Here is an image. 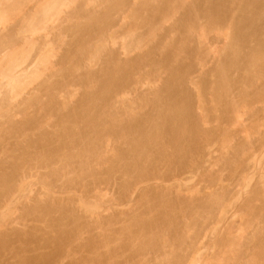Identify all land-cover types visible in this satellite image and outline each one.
Wrapping results in <instances>:
<instances>
[{"label":"bare ground","instance_id":"1","mask_svg":"<svg viewBox=\"0 0 264 264\" xmlns=\"http://www.w3.org/2000/svg\"><path fill=\"white\" fill-rule=\"evenodd\" d=\"M91 1H88L91 6L97 3V0H93L95 3ZM146 1L148 4L143 2L142 8L139 7L141 8L140 10L135 9V11H137L136 15L138 14L136 17L139 16L142 20L141 23L144 25H149L151 20H153L154 17L157 19V15L159 14L163 13L159 15V18H163L162 16H165L164 13L166 11L167 15L170 13V10L174 11V13L176 12L173 8L179 9L182 7L185 17L188 18H186V20L189 21L187 24L185 20L183 24L185 17L182 13L183 18L181 25H184V30L182 32L185 33L186 31L184 39L186 37L192 38L195 35L192 36L193 33H196L194 31L202 25L199 23L200 20H204L209 24L207 25L211 28V32L209 33L216 30L219 32L222 28L227 29V32L223 31L227 39L226 45L224 44L225 47H222L225 52V56H223L224 54L222 55L224 59L221 58V52L219 55L221 59H217V61L214 59L212 60L213 63L216 62L211 66L213 68L208 73L206 72L209 69H207L204 74L202 72L203 75H201V77L203 76V82L201 83L202 80L200 81L201 85H198L199 80L197 81L198 84L196 82L195 85V82L193 83L191 81V72L193 68L195 67L196 69V66H199L198 68H204L208 60H205V58L203 59L202 56L199 57L200 54L197 52L198 57L196 55V58L194 56L191 57L193 59L195 58V60L197 59V65L195 64L196 62L193 64L192 62L186 64V62L184 63L180 60L177 62L178 55L177 59L175 57L176 55L171 56V52L164 50V48H166L165 46L162 48L161 42L153 46V43H149V41L153 42V39L155 41V37L153 38V36H157L155 34L160 23H156L151 24L152 26L146 25L149 30L145 29L147 30L145 31L146 34H144L145 32L142 33L144 36L139 34L136 29H127V32H125V30V37L121 42V46L123 52L125 51L123 53L125 56L126 52L130 53V51L132 52L136 48H139L140 52L143 48V51H145L147 49H145V46H147L146 43L152 44L151 49H149L148 45L149 53H146L148 55H155L153 53L162 52L163 55H160V60L151 61L150 58L152 56L149 58L150 55L148 56L146 53L141 54L140 52L139 54L136 51L138 54L137 56L134 50L133 52L136 58L132 59L129 57L134 56V53L133 55L127 54L125 58L127 59L128 56L130 61L127 59L128 62L125 63L124 61L121 63L123 60L119 61L117 56L119 53L115 54L110 48H107L109 51L106 50L107 46H105L103 42L107 40H104L102 42L103 44L100 43L101 41L99 43L97 41L99 40L98 37L101 36L102 38L110 31V28L113 26V19H116L113 18V16L115 17L117 14H120L129 1L108 0V3L106 2L107 5H103L104 9L101 11L100 9L99 12H91V10H89L86 13L87 6L85 5L87 2L84 0L83 2H86V4L83 5L86 9H83L81 5L82 10H85L84 16H81L83 17L82 23L78 25L79 20L76 22L78 26H73L74 22L71 25L72 27L69 28V31H71L74 36L80 37V39L81 37L85 40L89 39L87 42L83 40L81 44L79 43V45H77L78 47L75 45L76 47L74 46L75 48L72 51L66 52L62 59L60 58L62 64H59L61 65L58 66L60 67L59 70L56 69L58 71L54 72L53 79L51 78L52 75L50 77L48 76L52 80L45 79L47 81H42V84H39L38 87L36 86L37 88L34 87L35 91L32 92L30 90L31 93L25 94V97L22 95L24 94L23 92L21 94L22 98L19 99V93L25 88L24 84L26 80L28 81L30 79L25 78L27 74L25 70L28 67L25 70L22 68L20 70L18 69L19 71H15L16 66L12 67L11 65V67H9L10 69H7L11 71H2L0 75L2 78L6 77V82L4 79V81L0 83V134L2 133L0 137V149H2L0 150V264H186L187 262L188 264H197L198 260L202 258L205 261L204 257L206 256H208L206 257V264H264V162L262 161L263 163L260 164L261 159L260 161L258 159H255L256 161L252 159V161L250 155H248L251 157L250 160H246L244 164L239 160L241 155L239 152L242 153V150H244V153H242L244 155L245 152H247L245 148L250 147L249 145L252 144V141L250 143L248 141L246 146L245 142L244 145L243 142H240L241 144L239 143V146L237 145V150L241 151H237V155L234 154L237 156H234V158H237L236 160L239 161L235 159L234 161L232 156L227 158L228 155H225L227 153L226 148L228 147L226 139H228L229 135L227 134L230 132L228 133L223 129H219L223 134H221V137L219 135L221 132H218L219 130L215 131L218 132L217 136L211 133L216 136V138L224 137L223 140L220 138L216 140L217 142L218 140L221 141L218 145L222 150V154H220L221 152L219 153V159L215 158L216 161L222 160L223 163H226L225 165H228L223 169L230 165L235 171V165L238 164L239 166L237 165V167L240 169L241 166L239 163L241 162L244 168L245 166L250 167V165L252 166L251 168L254 167L257 178L255 179V184H252L254 186H252L250 185V182H253L250 181L251 178H248L249 180L247 181V176L249 174L247 176L244 175L246 179L241 181L242 187L240 190H236L238 191L237 197L243 198L240 202L237 201L239 202V205L237 204L239 210L236 208V212L240 215V220L238 219L240 221V231L238 230L237 233H235L232 227H234L235 222H238L235 219L239 216L238 214H236L238 216L233 215L232 218L230 217L231 219L226 217L225 214L217 217L219 209L222 210L225 207H229L231 204L227 201L225 194H223L228 192L225 185H220V187L218 185L220 183L218 182L217 184L216 182V189L212 186L213 190L208 186L212 189L211 192L209 189V192L203 195H198V193H202L199 192V190L198 192H196L197 190H193L194 187L193 189L192 187L190 188L192 189L191 191L187 187L185 189L189 190H186L187 194L184 193V195L182 193L185 191V189H183L185 185H182V188L181 184L184 183L180 182V176H182L180 173H187V171L191 172L194 170V173H191L195 176V170L198 172L204 167V163L202 166V160L197 156L202 155L201 152L204 150L203 142L205 140L203 141L202 139V142L200 139L208 138L206 135L209 137L211 136V134H207L209 131L205 132V127L203 129L202 126L203 123L208 120V114L211 116L212 112H215L214 114L217 113L222 118L226 117L232 119L234 123H237L235 126H239L238 124L241 121L239 118L238 120L240 122L237 120V111L244 107L248 108L252 106H247L250 93H252V97L254 96L253 94H255L254 99L258 97L260 98L257 99L258 101L260 100L261 102V100H263L264 82H262V85L261 81L264 80V0H238V3L234 2L235 4L233 0L232 3L228 0H155L156 3L160 1L158 5L156 4L157 6L153 5L155 8L150 6L153 3L149 5L152 0ZM162 2L164 3L163 5H165L164 7L162 6ZM79 3L78 6L74 5L79 7ZM131 5H133V3ZM93 7H96V5H93ZM81 8L79 7L78 10H81ZM126 9L127 8H125V10ZM76 13L77 11L73 13V16ZM121 15L123 14L121 13ZM78 16L80 17V15ZM130 17L135 21L134 16ZM170 17L172 18L173 16ZM156 19H154V22L158 20ZM161 20L162 19H159L158 21L162 22L164 19ZM19 21H17V23ZM178 21L179 20H177V22ZM64 22L65 21H63V23ZM138 23H140V20ZM163 23L166 22L163 21ZM178 24H180V22ZM55 25L61 27L60 24ZM64 25L66 26V24ZM144 25L142 26L141 24V29L145 27ZM115 26L114 24L113 27ZM207 26L205 25L206 31ZM59 27L57 29L55 27V30L51 27L50 29H53L54 33H56ZM171 28L172 27H170V29ZM203 30L204 28L201 29L202 33L200 34H204ZM65 31H63V34H65ZM59 32L61 33L62 31ZM160 32H162V30ZM8 34H12V32L10 31ZM57 35L58 33L55 36ZM213 35L214 34H212V36ZM12 36H14V34L4 37V40H0V52H6V50L9 52L12 51L11 45H13L16 40ZM93 36H98L96 37L98 40L96 41L97 46H94L95 49L93 47V50H91L90 46L92 45H90L91 43H89V40L90 37ZM208 36H210V34ZM222 36H220L221 39H223ZM58 37L61 36L58 35ZM195 37L196 35L194 38ZM0 38L2 39V35ZM5 38L7 39L5 40ZM188 38H186L185 41L181 40L186 46L189 45V43L186 44L185 42H190L187 40ZM76 39H74L75 43L77 42L75 41ZM181 39H183V35ZM67 41L66 39L65 42ZM112 41V44L114 41L116 42L114 39ZM181 41L179 39L177 43ZM28 42H31V40L29 39ZM170 42H167V44ZM176 42L174 43L176 44ZM179 44L175 46L177 48L176 52L179 51V48L185 49L182 47L184 44ZM209 44L211 47V43ZM116 45L118 46V44ZM64 46L66 47V44ZM64 46H62V50ZM171 46L169 47L172 48ZM200 46L201 45H199V47ZM40 47H36L38 48L36 50L37 52ZM204 47L206 49L207 46ZM210 47L208 49H210ZM176 48L174 49L176 50ZM32 49L33 48H31V50ZM66 50L69 51V49ZM183 50L181 54L185 53L187 49ZM191 50L192 51L189 52L192 54L193 49L191 48ZM164 51L167 52L168 55L167 53L165 54ZM200 51L203 53L202 50ZM120 52H122V50ZM191 54L188 55V57L192 56ZM210 54H212V52H209L208 55ZM59 55L61 56L63 54ZM206 55L207 54L203 55V57H206ZM86 56L88 57L87 60L90 59V66L91 61L93 63L97 61L96 65L97 63L99 64V66L97 65L99 67L97 72H92V69L91 72L88 71L93 65L89 67L88 70L83 71L84 69H81L83 72L80 71V68L88 65L86 64L88 62H84V58H87ZM60 60L59 63H61ZM147 63L150 66L152 65L150 69L153 68V72L146 70L153 75H150V77L148 74H145L149 76V79L157 77V81L159 76L164 75V72L166 77H163V80L158 85L154 83V81H148V84L143 81L146 85L143 83V88H141L145 89V85V91L147 92L144 90L139 91L141 94H134L131 92L134 94L133 98L136 96L134 99H127L128 97L124 99L120 97V92H122L126 86H131V83L134 84L135 78L140 80L136 72L141 70V68L143 69ZM162 70H164V72L161 73ZM18 72L21 73L19 74ZM27 72L29 71L27 70ZM27 76H29V74ZM57 76L60 78L62 77V79L64 77V79L69 77L70 81L68 80L69 82L67 83L72 85L70 86L72 87L71 90L66 91L70 89L67 88V86V89L65 87H59L60 84L63 86V82L60 81V78H56L57 80L55 82L54 80ZM22 77H24L23 79H25V81ZM141 79L143 78L141 77ZM258 80H260L261 84L258 83ZM57 81L61 83L58 84ZM67 83H64V85ZM137 83H140V85L142 84L140 81L136 82L135 80V84ZM25 85L27 86V84ZM190 85L193 86L191 87ZM236 85H242V87L239 86V88ZM31 86L33 87V85ZM138 86L137 88H139ZM134 87H136V85H134ZM64 88L66 89L65 92ZM136 89H134V91ZM42 90L48 91H43V93L41 92ZM60 90H63V95L60 93ZM74 90L75 92L77 91V93L82 92L80 94L78 93L80 97L76 95L78 97V99L75 97L77 99L76 101H73V99L75 100L73 96L75 92H72ZM251 90H255V93L253 91L251 92ZM136 91L138 92V90ZM143 91L144 93H142ZM10 92L12 93L10 94ZM47 92L48 94L51 92L48 95L49 101L46 99V102H44L42 101L43 99L40 98V93L47 94ZM70 92H72V94H70ZM204 92H211L213 96H210L211 94L209 95V93L208 95L213 98L211 99L209 97L211 100L207 98L208 101L206 100V102L202 99ZM13 93L14 95L17 93L18 96L16 94V97L20 100L19 102L17 101L19 103L18 105H15L17 102L14 104L16 109L13 108V98L11 100ZM59 93L62 95L60 98L62 100H59V96L56 97ZM132 95L130 96L132 97ZM70 97H73V99ZM34 107L37 108L35 110L39 109L41 113H43V110L45 112V116H43L40 121L39 118H32L35 122L27 118H17L21 120V122H18L17 119L13 121L12 117L15 110L22 111L28 117L30 115L28 110ZM197 108L198 110L201 108L200 113ZM244 113L246 114L245 111ZM31 116H35V113ZM31 116L29 118H31ZM37 116H39V114ZM206 117L207 119H205ZM218 121H216L217 125L220 123H218ZM4 124H6V127L3 126ZM33 124H35V128L38 131L37 133L29 131L33 129V127H31ZM223 124L224 123H222V125ZM221 126L216 128H221ZM249 128L246 131H249ZM258 128L259 127L256 129V127L253 126L251 129L253 135V131H255L257 136L259 135ZM213 130L214 129H212V131ZM251 132L249 134L246 132L244 135L248 134L250 138ZM253 135L251 134V138H253ZM248 136H246V138ZM17 137H21L23 142H17L18 140L15 141ZM261 137H263V135ZM246 138H244L245 141ZM258 138L257 143L259 144L260 141L261 144L262 138L259 136ZM198 139L202 143H199ZM13 140L15 142H13ZM207 140L208 139L205 141L206 143L208 142ZM228 140H231L230 136ZM247 140L249 139L247 138ZM3 142L6 144L9 143L10 146H4L5 144ZM1 145L5 148H1ZM262 145L263 144H261V146ZM210 146L208 144V147ZM208 147L207 151H204H206V153L209 152L207 156L210 155L208 157L211 158L212 152L208 151ZM230 147L232 150V144ZM262 150L264 149L262 148ZM233 151L235 152V149ZM206 153L204 152V154ZM253 155L257 156V154ZM244 157L247 158V156ZM197 158L200 161L197 160ZM260 158L264 157L260 156ZM211 159L213 160V158ZM206 160L208 159H205V161ZM230 160H233V164ZM212 162L213 161H211V163ZM235 162L239 163L234 164ZM220 163L222 164V162ZM238 168L237 170H239ZM212 170L214 171V169ZM206 171L202 170V175L204 174L207 176L206 174L209 172L207 171L206 173ZM220 171L222 170L220 169ZM220 171L218 170L215 173L218 174ZM243 171L245 173V170ZM224 173L227 172L225 171ZM178 175L180 178L179 181L177 179ZM198 175L200 176V172ZM211 176L213 177L214 175ZM164 178L166 181H168L167 179H171L174 182H178L171 185L169 184L168 186L152 183V181H163ZM173 178H175L176 181ZM215 178L217 177L214 176L211 180L213 183L215 182L213 180L217 181ZM205 179L203 181H205ZM32 183V189H34V185L37 184L38 188L35 190H38V192L35 190L34 192L30 189ZM213 183L210 184L213 185ZM112 184L114 187H118V194L123 197V199L126 197L124 201L129 199L130 196L127 197L126 195L131 193V190L136 189L138 195L135 197V200L131 198L133 200L129 201L133 202H129L128 200L125 201V203L129 202L128 204L130 206L127 205L125 209H115L117 202L115 203L114 201L117 200L118 197H116L115 200L109 199V196L107 198L106 192H103L101 188L103 187L102 185H108V187H110ZM114 187L113 189H115ZM218 187L220 191H217ZM98 189L100 192L97 191ZM103 189L105 188L103 187ZM222 190L224 192H221ZM31 191L36 194H33ZM115 194L117 193L115 192ZM131 197H133L132 194ZM123 199L121 198V201H123ZM111 206H114V211L112 210L113 208H110L112 213L109 215L104 214L105 212L108 213V209ZM105 207L106 209L108 207L106 211H104ZM233 212L235 213L234 210ZM216 220L222 223L227 222V225L224 226L222 223L216 225L213 223V221ZM229 220L230 222H228ZM231 221H234V225L231 224ZM211 223L214 225L210 229L208 227L209 225L211 226ZM230 224L232 227L228 226ZM208 239L211 244L206 247L208 245L206 243ZM201 243H206L207 245L204 246L209 248L212 252H203L202 250L205 249V247L201 246ZM44 250L47 251L45 252ZM192 252H194V255ZM207 253L210 255H207ZM191 254L193 255L192 257ZM64 259H68L69 262L65 263ZM204 261L202 263H204Z\"/></svg>","mask_w":264,"mask_h":264},{"label":"rangeland","instance_id":"2","mask_svg":"<svg viewBox=\"0 0 264 264\" xmlns=\"http://www.w3.org/2000/svg\"><path fill=\"white\" fill-rule=\"evenodd\" d=\"M79 1H80V3H79ZM84 0H0V37H1V35H2V39L0 38V40H4L3 38L4 37H6V36H8V35H12V34H14V36H12L13 38H15L14 40H15V44L13 43V45H11V47H12V51H8V50H6V52H0V73L3 71H11V70H7L9 67H11V65H12V67L13 66H16L15 68V71H19L20 69H22L23 68V70H25L27 67V69L25 70L26 71V77L25 78H27V79H29L28 81L26 80V83L25 84H27V86L24 84V89H23V91L21 92V93H19V99H21L22 98V95H23V97H25L24 95L26 94H29V92H30V90L33 92V91H35V88L34 87H38L39 86V84H42V81L44 82V81H47V80H49V79H53V75H54V72L55 71H58L59 70V68L60 67H58V66H61V65H59V64H62V60H60V58L62 59V57L66 54V52H70V51H72L77 45H79V43L81 44L82 43V41L83 40H85L84 38H82L81 37V39H80V37H76V36H74L73 35V33L71 32V31H69V28L70 27H72L71 25L73 24V26H76L78 23V25H80L81 23H82V20H83V17H81V16H84V11L85 10H82V8L84 9H86V7L85 6H87V9H86V13H87V11H89V10H91V12H99V9H100V11L102 10V9H104L103 7V5H107V1L108 0H97V3H95V1H91V0H85L86 2H87V4H86V2L84 3L83 2ZM88 1H91V2H93V3H95V4H93V5H96V7H93V5L91 6L90 5V2H88ZM129 2H127V6L126 7H124V9H123V11H121V13L123 14V15H121V13L120 14H115L116 16L114 17L113 16V18H116V19H113V22H112V25L114 26V24L116 25L115 27H111V28H113V29H111L110 28V31L109 32H107L106 34H105V36H103L102 38H101V36L100 37H98V36H93V37H95V38H93V37H90V40H89V43H91L90 45H92V46H90L89 44V46L91 47V50H93L92 48L94 47V46H97V42L99 43L100 41V43H102L104 40H107V41H104L103 43H104V45L105 46H107L106 47V50H108L109 48H110V50H112L115 54H117V53H119V54H117V56H118V59H119V61H121V60H123L121 63H123L124 61H125V63L126 62H128V61H130V58H132V59H134V58H136V55H135V53L134 52H140V49L139 48H136V49H134L132 52L130 51V53H127L126 52V54H125V56H124V52H123V49H122V46H121V42H122V40H123V38L125 37V32H127L128 30H130L131 28V30H137L138 31V33L139 34H141V35H143L142 33L143 32H145V31H147V30H149V28L146 26V25H148V24H146V25H144L143 23H141V19L139 18V16L138 17H136L137 15H136V13H137V11H135V9L136 10H140L142 7L141 6H143V2H145V3H147L148 4V2L146 1V0H137V1H135V0H128ZM130 1H131V3H130ZM140 1V2H139ZM143 1V2H142ZM148 1H150V0H148ZM154 1V2H153ZM156 1H158V0H156ZM228 1H231V3H232V0H228ZM76 2V3H75ZM98 2H99V4H98ZM107 2V3H106ZM136 2H138V3H136ZM238 3L239 1L238 0H233V3ZM78 3H79V7L81 8V5H82V8H81V10H78V8L79 7H76V6H78ZM133 3V5H131ZM153 3V4H152ZM160 3V1L158 2V3H156L155 2V0H152V1H150V3H149V5L150 4H152V5H150V6H152V7H154L153 5H155V6H157L158 4ZM234 3V4H235ZM76 6H75V5ZM85 6H84V5ZM92 4V3H91ZM136 4V5H135ZM157 4V5H156ZM164 3L162 2V6L164 7L165 5H163ZM88 5H89V7H90V9H89V7H88ZM102 5V6H101ZM105 5V6H106ZM137 5H139V6H137ZM161 5V4H160ZM133 6V7H132ZM75 7V8H74ZM132 7V8H131ZM139 7H141V8H139ZM160 7V6H159ZM74 8V9H73ZM76 8H77V10H76ZM98 8V9H97ZM125 8H127L126 10H125ZM155 8V7H154ZM157 8V7H156ZM162 8V7H161ZM73 9V10H72ZM92 9H94V10H92ZM77 11V13L76 14H74V16H73V13L74 12H76ZM134 10V11H133ZM161 10V9H160ZM159 10V11H160ZM163 10H166V9H163ZM162 10V11H163ZM173 10H175L176 12V15H175V13H174V11H172V10H170L168 13L169 14H167L166 15V13H167V11L164 13L165 14V16H162L163 18H159L160 16L159 15H162V14H159V15H157V19L159 18V19H164L163 21L164 22H166L167 23V25H166V23H163V21L162 22H159L155 17H154V19H156L157 21L156 22H154L155 20L153 19V20H151V23L149 24V25H151V24H156V23H160L158 26H159V28L156 30V34H155V32H154V34L155 35H157L158 36V38H157V36H153V38L155 37V41H156V43H155V41H154V39L153 38H151V39H153L152 41L153 42H150L149 41V43H153V46L154 45H157V44H159L160 42V44H161V46H162V48H164L163 46H165L166 48H164V50L165 51H167V52H171L170 54H171V56L173 55V56H175L176 57V59H177V55H178V61L177 62H179V60L181 61V62H186V64H188V62L189 63H191L192 62V64L193 63H195L196 62V60H195V58H196V56H197V52H198V54H200L199 55V57L200 56H202V58L204 59L205 58V60H208V61H206V63H205V66H204V68L202 69V68H198L199 66H196L197 65V62L194 64L195 66H196V69H195V67L193 68V71L191 72V81L196 85V82L198 81L199 82V84H198V82H197V84L198 85H201V83L203 82V76L201 77V75H203L204 74V72H206V70L207 69H209V70H207V72L206 73H208L213 67H211V66H213L216 62L215 61H217V59H224V57L223 56H225V52H224V48H222V47H225L224 46V44L226 43V36L223 34V33H225V32H227V29H224V28H222L219 32H218V30H216V31H213L212 33H209V32H211V28L209 27V26H207V25H209V24H207L206 23V21H204V20H200L199 21V23H201L202 25H200V27L199 28H197L194 32H196V33H193L192 34V36L195 34L196 35V37L194 38V36L192 37V38H188V37H186V38H188L187 40L188 41H190V42H185L186 44H188L189 43V45H190V48H189V45H185L184 43H183V41H181V40H186V38L184 39V34L186 33V31H185V33H183L182 31L184 30V25H181V21H182V18H183V16H182V13L184 12V9L181 7V8H179V9H174L173 8ZM179 12H178V11ZM181 10V11H180ZM183 10V11H182ZM82 11V12H81ZM124 11H125V13H124ZM29 12V13H28ZM70 12V13H69ZM80 14H79V13ZM181 12V13H180ZM83 13V14H82ZM171 13H172V15H171ZM80 15V17L78 16V15ZM82 14V15H81ZM131 14V15H130ZM185 13H183V15H184ZM10 15V16H9ZM67 15H69V16H67ZM72 15V16H71ZM78 17H77V16ZM120 15V16H119ZM127 15H128V17H127ZM4 16V17H3ZM126 16V17H125ZM130 16H134L135 18H134V20L135 21H133V18L131 19V17ZM170 16H173L172 18L170 17ZM181 16V17H180ZM6 17V18H5ZM119 17H120V19H119ZM130 17V18H129ZM169 18V19H167V18ZM176 17H178V18H176ZM184 17H185V15H184ZM72 18V19H71ZM131 20H129V19ZM186 18L187 17H185V19L183 20V24H184V21L186 20ZM171 19V20H170ZM173 19H175V20H173ZM179 20L178 22H177V20ZM188 19V18H187ZM20 20V21H19ZM80 20V21H79ZM119 20V21H118ZM138 20V21H137ZM139 20H140V23H138L139 22ZM167 20V21H166ZM17 21H19L18 23H17ZM63 21H65L64 23H63ZM77 21H79L78 23H76ZM172 21V22H171ZM174 21H175V23H174ZM204 21V22H203ZM115 22H118V23H115ZM126 22H127V24H126ZM129 22V23H128ZM130 22H131V24H134V25H131L130 24ZM152 22H154V23H152ZM180 22V24H178ZM185 22H187V24H188V22L189 21H185ZM63 23V24H62ZM137 23V24H136ZM14 24V25H13ZM55 24H60V26L61 27H59V26H56ZM62 24V25H61ZM64 24H66V26H67V28H66V26L64 25ZM70 24V25H69ZM117 24H118V26H117ZM124 24V25H123ZM126 24V25H125ZM139 24V25H138ZM141 24H142V26L144 25L145 27H143L142 29H141ZM165 24V25H164ZM187 24L185 23V26L187 27ZM207 26V31L205 30V25ZM13 25V26H12ZM77 25V26H78ZM120 25V26H119ZM136 25V26H135ZM148 25V26H149ZM161 25V26H160ZM164 27H163V26ZM173 25V26H172ZM175 25H178V26H175ZM182 27H181V26ZM198 25V26H199ZM11 28H9V27ZM54 26V27H53ZM62 26H63V29H62ZM141 26V27H140ZM152 26V25H151ZM150 26V27H151ZM157 26V27H158ZM169 26V27H168ZM16 27V28H15ZM50 27L51 28H54V30H55V27H56V29L59 27V29H58V31L56 30V33H54V30L53 29H50ZM130 27V28H129ZM170 27H172L171 29H170ZM176 29H175V28ZM181 29H180V28ZM202 27V28H201ZM65 28V29H64ZM139 30H138V29ZM161 28V29H160ZM164 28H165V30H164ZM174 28V29H173ZM204 28V34H200V33H202V31H201V29H203ZM128 29V30H127ZM145 29H147V30H145ZM167 29V30H166ZM170 29V30H169ZM199 29V30H198ZM4 30V31H3ZM66 30V31H65ZM112 30V31H111ZM119 30H120V32H119ZM126 30V31H125ZM143 30V31H142ZM162 30V32H160ZM186 30V29H185ZM210 30V31H209ZM212 30H214V29H212ZM7 31V32H6ZM10 31L12 32V34H8V33H10ZM59 31H62L61 33L59 32ZM63 31H65V34H63L64 32ZM68 31V32H67ZM117 31H118V33H117ZM123 31V32H122ZM125 31V32H124ZM136 31V32H137ZM164 31V32H163ZM223 31H225V32H223ZM3 32V33H2ZM15 32V33H14ZM111 32H113V33H111ZM122 32V33H121ZM141 32V33H140ZM166 32V33H165ZM169 32V33H168ZM175 32V33H174ZM176 32H177V34H176ZM178 32H180V33H178ZM199 32V33H198ZM205 32H206V34H205ZM214 32H216V33H214ZM58 33V35L59 36H61V37H58V35L57 36H55L56 34ZM68 33V34H67ZM70 33V34H69ZM116 33V34H115ZM165 33V34H164ZM208 33V34H207ZM221 33V34H220ZM5 34H7V35H5ZM16 34H17V36H16ZM108 34V35H107ZM122 34H123V37H122ZM144 34H146V32L144 33ZM169 34V35H168ZM210 34V36H208ZM212 34H214L213 36L215 37H213L212 36ZM5 35V36H4ZM62 35H63V39H62ZM65 35V36H64ZM68 36V38H67V36ZM106 35H107V37H106ZM167 35V36H166ZM183 35V39H181V36ZM202 35V36H201ZM204 35H206V36H204ZM222 36V35H224V36H222V38L223 39H221V37L220 36ZM41 36V37H40ZM70 36V37H69ZM114 38H113V37ZM144 36V35H143ZM161 36V37H160ZM171 38H170V37ZM202 37V38H200V37ZM208 36V37H207ZM75 37V38H74ZM96 37H98L99 38V40H98V38H96ZM106 37V38H105ZM112 37V38H111ZM170 39H169V38ZM173 37V38H172ZM175 37V38H174ZM199 37V38H198ZM225 37V38H224ZM12 38V39H13ZM18 38H20V39H18ZM50 38H51V40H50ZM61 38V39H60ZM76 39L75 41H77L76 43L74 42V39ZM91 38H92V40H91ZM122 38V39H121ZM163 38V39H162ZM180 39V41L181 42H179V43H181V44H184V46L182 45V47H184L185 49H187L186 51H185V53H186V55H185V53H183V54H181L182 52V50H183V48H179V51H180V53H179V51L178 52H176L177 51V48L175 47L176 46V44H179V43H177L178 42V40ZM213 38V39H212ZM7 38H5V40H6ZM31 40V42H28V40ZM66 39L68 40L67 42H65L66 41ZM72 39V40H71ZM89 39V38H88ZM88 39L87 40H85L86 42L88 41ZM116 40V42L114 41V43L112 44V40ZM157 39V40H156ZM162 41H161V40ZM172 39V40H171ZM195 39H197V40H195ZM198 39H200V40H198ZM202 39H203V41H202ZM205 39V40H204ZM210 39V40H209ZM220 39V40H219ZM18 40V41H17ZM42 40H43V42H42ZM65 40V41H64ZM70 40V41H69ZM98 40V41H97ZM160 40V41H159ZM164 40V41H163ZM176 40H177V42H176ZM208 40V41H207ZM215 41V42H213V41ZM218 40V41H217ZM223 40V41H222ZM38 41V42H37ZM79 41V42H78ZM91 41V42H90ZM94 41V42H93ZM97 41V42H96ZM171 41V42H170ZM173 41V42H172ZM197 43H196V42ZM201 41V42H200ZM205 41V42H204ZM217 41V42H216ZM43 44H42V43ZM62 42H65V43H62ZM108 42V43H107ZM111 42V43H110ZM118 42V43H117ZM162 42H163V44H162ZM167 42H170L169 44H167ZM174 42H176V44L174 43ZM199 42H200V44H199ZM204 42V43H203ZM207 42H208V44H207ZM213 42V43H212ZM102 43V44H103ZM107 43V44H106ZM155 43V44H154ZM166 43V44H165ZM173 43V44H172ZM209 43H211V47H210V44ZM41 44V45H40ZM66 44V47L64 46ZM69 44V45H68ZM111 46H110V45ZM116 44H118V46L116 45ZM165 44V45H164ZM175 44V45H174ZM216 46H215V45ZM71 45H73V46H71ZM76 45V46H75ZM100 45V44H99ZM146 45L147 46H145V51H143L144 50V48H143V52L141 51L140 53L141 54H144V53H149L148 52V50L149 49H151V47H152V44H147L146 43ZM148 45H149V49H148ZM168 47H167V46ZM172 45V46H171ZM180 45V44H179ZM199 45H201L200 47H199ZM226 45V44H225ZM14 46V47H13ZM40 47L39 48V50H38V52L36 51L38 48H36V47ZM44 46V47H43ZM62 46H64L63 47V50L61 49L62 48ZM75 46V47H74ZM169 46H171L172 48H170ZM173 46H174V48H176V50L173 48ZM187 48H186V47ZM194 46V47H193ZM203 46V47H202ZM204 46H207L206 47V49H205V47ZM68 47V48H67ZM78 47V46H77ZM114 47V48H113ZM116 47V48H115ZM179 47V46H178ZM180 47H181V45H180ZM210 47V49H208ZM217 47V48H216ZM31 48H33L32 50H31ZM64 48H65V51H64ZM108 48V49H107ZM168 48H170V49H168ZM189 48V49H188ZM191 48L193 49V53L191 54L190 52L192 51L191 50ZM196 48H199V49H195ZM213 48V49H212ZM61 49V50H60ZM66 49H69V51L68 50H66ZM94 49H95V47H94ZM114 49V50H113ZM138 49H139V51H138ZM168 49V50H167ZM182 49V50H181ZM184 49V50H185ZM223 49V50H222ZM122 50V52H120ZM163 50V49H162ZM175 50V51H174ZM183 50V51H184ZM200 50H202V52L203 53H201V51ZM204 50V51H203ZM109 51V50H108ZM161 51V50H160ZM164 51V53L166 54L167 52H165ZM190 51V52H189ZM214 51V52H213ZM219 51V52H218ZM64 52V53H63ZM137 52H136V54H137ZM209 52H212V54H210V55H208L209 54ZM222 52V53H221ZM63 54V55H59V54ZM122 55H121V54ZM133 53H134V56H129L130 58H128V56H127V59H129L128 61H127V59L125 58L126 57V55L128 54V55H133ZM139 53V54H140ZM146 53V54H147ZM162 52H156V53H153V54H157V55H159V56H155V55H151V54H147L148 56H149V58H150V60L151 61H157L158 59L160 60V58H161V56L160 55H163V53L161 54ZM173 53V54H172ZM174 53H176V54H174ZM192 55V56H190V57H188V55H190V54ZM220 53H221V56H219L220 55ZM3 54V55H2ZM194 54V55H193ZM205 55V54H207L206 55V57L204 56L203 57V55ZM33 55V56H32ZM167 55H168V53H167ZM184 55V56H183ZM196 55V56H195ZM120 56V57H119ZM137 56H138V54H137ZM154 56H155V58H154ZM183 56V57H182ZM195 57L194 59L193 58H191V57ZM31 57V58H30ZM45 57V58H44ZM87 57V56H86ZM123 59H122V58ZM159 57V58H158ZM174 57V58H175ZM198 57V56H197ZM208 57H209V59H208ZM214 57V58H213ZM219 57H221V58H219ZM35 58V59H34ZM153 58V59H152ZM181 58V59H180ZM189 58V59H188ZM191 58V59H190ZM88 59V57L87 58H84V62H88V63H86V64H88V65H86V66H84V67H86V68H80V71H82L83 69V71H85V70H88L89 69V67H91L92 65V67L88 70V71H90L91 72V69H92V72H97L98 70H99V64L97 63V65H96V62L97 61H95V63H93L92 61H91V66H90V59L89 60H87ZM131 59V60H132ZM215 60L214 62L215 63H213V61L212 60ZM59 60H60V62L61 63H59ZM191 60V61H190ZM195 60V61H194ZM31 61V62H30ZM17 62V63H16ZM150 62V61H149ZM148 62V63H149ZM175 62V61H174ZM16 63V64H15ZM30 64V65H28V64ZM55 63V64H54ZM147 63V65L146 66H144L143 67V69L141 68V70H138L137 72H136V74H137V76H139V78H140V80H138V78H135V80H136V82H141L142 84L140 85V83H137V84H135V80H134V84H130L131 86H129V87H127L126 86V88H124L123 90H122V92H120V97H123L124 99L125 98H127V99H134L133 98V96H134V94H139L140 92L139 91H142V90H144L145 91V89H146V84L145 83H149L150 81H154V83H157V85L158 84H160V82L163 80V77L165 78L166 77V75H165V72H164V70H162L161 71V73L162 72H164V75H162V76H159L158 77V80L156 81V78L155 77H152V78H150L149 79V76L151 75V76H153L152 75V73L151 72H149V71H152L153 72V68H151L150 69V67L152 66H150L149 64ZM173 63V62H172ZM13 64H15V65H13ZM53 64V65H52ZM85 64V63H84ZM175 64H176V62H175ZM207 64V65H206ZM211 64V65H210ZM25 65H26V67H25ZM96 65V66H95ZM174 65V64H173ZM58 68H57V67ZM88 66V67H87ZM148 66V67H147ZM53 67H54V69H53ZM96 67V68H95ZM211 67V68H210ZM51 68V69H50ZM206 68V69H205ZM10 69V68H9ZM12 69H14V68H12ZM19 69V70H18ZM54 71H53V70ZM56 69H58V70H56ZM82 69V70H81ZM201 69V70H200ZM23 70H21V71H23ZM27 70L29 71V72H27ZM94 70V71H93ZM146 70H149V71H146ZM197 72H196V71ZM202 70H204V71H202ZM40 71V72H39ZM50 73H49V72ZM53 71V72H52ZM82 71V72H83ZM144 71V72H143ZM200 71V72H199ZM139 72H140V74H139ZM142 72V73H141ZM148 72V73H147ZM202 72H203V74H202ZM6 73V72H5ZM19 74L21 73V72H18ZM24 73V72H23ZM29 74V76H27ZM47 74V75H46ZM50 74V75H49ZM145 74H148V75H145ZM199 74V75H198ZM21 75H24V74H21ZM31 75H33V76H31ZM52 75V76H51ZM142 75H144V76H142ZM20 76V75H19ZM51 76V78H49V77ZM137 76H135V77H137ZM148 76V77H147ZM150 76V77H151ZM236 76V75H235ZM141 77L143 78V79H141ZM196 77V78H195ZM24 77H22V79H23ZM56 78H60L59 76H57V77H55V82H56ZM65 78V77H64ZM62 79V77L60 78V81H62L63 83V86H61V84L59 85V87H65L66 88V86H67V88H70V89H65L64 88V92H65V90L66 91H69V90H71V88L72 87H70V86H72L71 84H69V83H67V82H69L70 80H69V77H66V79ZM153 78H155V79H153ZM162 78V79H161ZM4 79H5V82H6V77H3L2 78V76L0 75V83H2L3 81H4ZM45 79H47V80H45ZM51 79V80H52ZM149 79V80H148ZM153 79V80H152ZM160 79V80H159ZM196 80V81H194V80ZM263 79V78H262ZM24 81H25V79H23ZM31 80V81H30ZM69 80V81H68ZM142 80V81H141ZM202 80V81H201ZM2 81V82H1ZM30 81V82H29ZM34 82V84H33V82ZM37 81H38V83H37ZM41 81V82H40ZM60 81H57V83L59 84V83H61ZM145 83H144V82ZM147 81V82H146ZM149 81V82H148ZM159 81V82H158ZM200 81H201V83H200ZM262 82H264V80L263 81H261V83ZM64 83H67V84H65L64 85ZM143 83L145 84L144 85V87H145V89H142L143 87ZM258 83L259 84H261L260 83V80H258ZM138 84H139V86H138ZM193 84V85H194ZM31 85H33V87L31 86ZM35 85V86H34ZM134 85H136V87H134ZM193 85H190L191 87L193 86ZM262 85H263V83H262ZM137 86L139 87V88H137ZM237 87H239V86H241L242 87V85H236ZM32 87V88H31ZM36 87V88H37ZM133 87V88H132ZM142 87V88H141ZM127 88H128V90H127ZM137 88V89H136ZM194 88V87H193ZM240 88V87H239ZM61 89V88H60ZM130 89V90H129ZM132 89V90H131ZM134 89H136V90H138V92L135 90L134 91ZM192 89V88H191ZM125 90V91H124ZM127 90V91H126ZM44 90H42L41 92H43ZM46 91H48V90H45L44 92H46ZM63 91V90H62ZM62 91L60 90V93L62 94ZM81 91V90H80ZM130 91V92H129ZM144 91L142 92V93H144ZM250 91V90H249ZM254 92L255 93V90H251V92ZM24 92V94H22ZM26 92V93H25ZM43 92V93H44ZM73 93L75 92V90L74 91H72ZM72 92H70V94H72ZM131 92H133V93H131ZM136 92V93H135ZM145 92H147V91H145ZM12 92H10V94H11ZM18 93V92H17ZM17 93H15V95H14V93L12 94L13 95V97L11 96V100H12V98H13V101H11V102H13V106H14V104L18 101H20L17 97H16V94ZM31 93V92H30ZM51 93V92H50ZM49 93V94H50ZM59 93V95H56V97L57 96H59L58 98H59V100H62V99H60L61 98V96L64 94H60ZM79 93V92H78ZM77 93V91L73 94V96H74V98L76 97L77 99H78V97L77 96H79V94L80 93H82V92H80L79 94ZM127 93V94H126ZM129 93V94H128ZM208 93H209V95L211 94V92H204V94L206 95H204V97H203V95H202V99L203 100H207V98L208 99H210L211 97L210 96H213L212 94L209 96L208 95ZM249 93V92H248ZM22 94V95H21ZM41 95H43V96H41L40 95V98L41 99H43L42 101H44V102H46V99L49 101V98H48V92H47V94L45 95V94H42V93H40ZM70 94H68V95H70ZM124 94H125V96H124ZM133 94V95H132ZM141 94V93H140ZM67 95V96H68ZM77 95V96H76ZM123 95V96H122ZM130 95H132V97L130 96ZM254 96L252 97V93H250V95H249V97H248V101H247V106L248 105H252L251 107H248V108H246V107H244V108H242V109H239L238 111H237V120H238V118H239V120L241 121H239L238 120V122H240L238 125L239 126H235V124H237V123H234L233 122V120L232 119H230V118H222V117H220V115H218L217 113L216 114H214L215 112H212V114H211V116L208 114V120H206L205 121V123H207V124H205V123H203V129H204V127H205V132H210V131H212V129H214L212 132H208L207 134H213L214 133V135L216 134V136H217V134H218V132H221L219 129H223V130H225V131H227L229 134H227V135H229L230 137H231V140H228L229 139V136H228V139H226L227 141V143H228V147L226 148L227 149V153L225 154V155H228L227 156V158L229 157L230 158V156H232L233 158V160L235 159L234 158V156H236L237 154H236V152L237 151H241V150H237V145L241 142H243V145H244V142H245V146L247 145V143H248V141H249V143L251 142L252 144L251 145H249L250 147H246L245 149H247L246 151L247 152H245V154L243 155L242 153H244V150H242V153L241 152H239L241 155H240V157H239V160L244 164L245 162H246V160H250V158H251V160L253 159L254 161H256L257 159L260 161V159H261V163L259 162V161H257L258 163H260V164H262L263 162H264V158H260V156L262 157H264V150H262V148L264 149V142H263V138H264V105H262V104H264V96L262 97L263 98V100H261V102H260V100L258 101L257 99H260V98H255L254 99V97H255V94H253ZM264 95V94H263ZM17 96H18V94H17ZM47 98H46V97ZM72 96V95H71ZM251 96V97H250ZM257 96V95H256ZM15 97V98H14ZM80 97V96H79ZM130 97V98H129ZM210 97V98H209ZM70 98H72L73 99V97H70ZM75 98V100L73 99V101H76L77 99ZM213 98V97H212ZM211 98V99H212ZM210 99V100H211ZM254 99V100H253ZM70 100V99H69ZM70 101H72V100H70ZM69 101V102H70ZM208 101V100H207ZM206 101V102H207ZM258 101V102H257ZM10 102V103H11ZM16 103L15 105H18L19 103ZM209 102H211V101H209ZM256 102H257V104H256ZM260 102V103H259ZM74 103V102H73ZM249 103V104H248ZM12 104V103H11ZM260 104V105H259ZM256 106V107H255ZM260 106V107H259ZM13 108H15V106L13 107ZM199 108V107H198ZM198 108H197V110H198ZM246 108V109H245ZM252 108V109H251ZM16 109V108H15ZM35 109H37L36 107H34L33 109L31 108V109H29L28 111L30 112H28L27 111V114L29 115L28 117H27V115H25L22 111H17V110H15V112L13 113V121L14 120H16L17 118L18 119H31L32 121H34L35 122V120H33V119H35V118H39V121H40V119H42V117L43 116H45L44 114H45V112H44V110L42 111L43 113H41V111L38 109V110H35ZM201 109V108H200ZM200 109L198 110V112L200 113ZM244 109V110H243ZM248 109V110H247ZM249 109H251V110H249ZM14 110V109H13ZM34 110H35V112H34ZM257 110V111H256ZM260 110V111H259ZM36 111H37V115L39 114V116H37L36 115ZM203 111V110H202ZM244 111L246 112V114L244 113ZM249 111V112H248ZM253 111V112H252ZM20 112H22V113H20ZM35 113V116H31V115H33V113ZM240 112V113H239ZM250 113V114H248V113ZM255 112V113H254ZM239 113V114H238ZM15 114V115H14ZM19 114V115H18ZM42 114V115H41ZM253 114V115H252ZM257 114H258V116H257ZM262 114V115H261ZM20 115H22V116H20ZM15 116V117H14ZM31 116V118H29ZM217 116V117H216ZM260 116V117H259ZM207 117L205 118V119H207ZM219 117V118H218ZM244 117V118H243ZM15 118V119H14ZM33 118V119H32ZM213 118H215V119H213ZM221 118H222V120H221ZM243 120H242V119ZM261 118V119H260ZM17 119V121L18 122H21V120H18ZM36 119V120H37ZM212 119V120H211ZM218 119H219V121H218ZM251 119H252V121H251ZM260 119V120H259ZM30 120V122L32 123V121ZM221 120V121H220ZM16 121V122H17ZM22 121H24V120H22ZM29 121V120H28ZM38 121V120H37ZM212 123H211V122ZM216 121H218V125H217V122ZM210 122V123H209ZM229 122V123H228ZM253 122V123H252ZM258 122V123H257ZM259 122H260V124H259ZM216 123V124H215ZM222 123H224L223 125H222ZM263 123V124H262ZM205 124V125H204ZM222 126H221V125ZM227 124V125H226ZM252 124V125H251ZM256 124H258V125H256ZM6 124H4L3 126H5ZM211 125V126H210ZM212 125H213V127H212ZM231 125H233V126H231ZM256 125V126H255ZM207 126V127H206ZM220 127L221 126V128H216V127ZM253 126L254 127H256V129H257V127H259L258 128V132H259V137L260 138H262V142H261V144H263L262 146H261V144H260V139L258 138V136L255 134V131H253L254 132V135H253V133L251 132L252 130V128H253ZM263 126V127H262ZM6 127V126H5ZM31 127H33V129L32 128H30V129H32V130H29V131H31L32 133H37L38 131H37V129L35 128V124H33V126H31ZM209 127H210V129H209ZM223 127V128H222ZM227 127H228V129H227ZM230 127V128H229ZM236 127V128H235ZM250 127V128H249ZM206 128H207V130H206ZM216 128V129H215ZM248 128H249V131H246V130H248ZM260 128H262V129H260ZM36 129V130H35ZM217 130H219L218 132H215V131H217ZM229 130V131H228ZM28 131V132H29ZM225 131H223V132H225ZM248 132V134L251 132V134L253 135V138H251L252 136H251V134H250V138H249V136H248V134L246 135V136H248L247 138L249 139V140H247V138H246V136L244 135V133H246V132ZM1 132V131H0ZM3 132V131H2ZM263 132V133H262ZM211 134V136L209 137L208 135H206V137H208V138H206V139H208L207 141L208 142H210V143H206L205 141H206V139H204V138H201L200 140L202 141V139H203V145H204V150H206L207 151V147H208V144H209V146L210 147H208V151H210V152H212L211 153V158H213V160L211 159V158H209L208 156H210V155H208L207 156V154H209V152H207L206 153V151H202L201 152V154L202 155H200V156H197L198 158H200L202 161H201V164H202V166H203V163H204V167H202V170L203 171H208L209 173V175L211 174V171H212V174L211 175H214V176H216L217 178H215V179H217V181L216 180H213V181H215L214 183L211 181L213 178H214V176L212 177L211 175L209 176L208 174H206L207 176H205L204 174L202 175V170L201 171H198V172H196V170H195V176H194V174H192L191 172H193V171H187V173L186 172H184V173H180L182 176H180V178H179V175L177 176L178 178V181H179V179H180V182L181 183H184V184H181V186L183 185H185L184 186V188H183V186H182V188L183 189H185V188H191L192 187V189H193V187H194V189L193 190H197L196 192H198V190H199V192H201L202 194H200V193H198V195H203L204 193L206 194V192H209V189H210V192H211V190L214 188V189H216L215 187H216V182H217V184H218V182L220 183V184H218L219 186L220 185H222V186H224L225 185V188L228 190V192H226V193H223V194H225V196H226V199H227V201H229V203H231L230 204V206L229 207H225V208H223L222 210H218V212H217V217L218 216H222V215H224L225 214V216L226 217H228L229 219H231L232 218V216L233 215H236V214H238L239 215V213H237L236 212V210L238 209L239 210V208H238V205H239V202H240V200L241 199H243V198H239V197H237V194H238V191H236V190H240V188L242 187V184H241V181L243 180V179H246V177L245 176H247L248 174V176H247V181L250 179V181H253V182H250V185H252V184H255V179H257L256 178V175H255V172H254V167L253 168H251L252 166L250 165V167H248V166H245V168L243 167V164L241 165V162L239 163V162H235L234 164H237V163H239L240 164V169L237 167V165H235V171H234V168L232 167V166H230L229 165V167H226L225 169H223L225 166H228V165H225L226 163L224 162L223 163V161L222 160H219V161H216L215 160V158L217 159L219 156H220V154H222V150L220 149V147H219V145H218V143L220 144V142L221 141H219L218 140V142L216 141L217 139H219L220 137H221V134H222V132L221 133H219V135H220V137L219 138H216V136H214V135H212ZM231 134V135H230ZM263 135V137H261L262 135ZM223 135V134H222ZM261 135V136H260ZM2 136V133L0 134V137ZM212 137H213V139H212ZM234 137V138H233ZM20 138V139H19ZM233 138V139H232ZM236 138H237V140H236ZM244 138H246V141L244 140ZM260 140L259 141V144L257 143L258 142V139ZM221 140H223L224 139V137H222V138H220ZM235 139V140H234ZM252 139V140H251ZM16 140H18L17 142H19V141H21V142H23L22 140H21V137H17L16 139H15V141ZM199 139H198V141H199V143H202L201 141H200ZM253 140H254V142H253ZM10 141L12 142V140L10 139ZM14 140H13V142H15ZM230 141V142H229ZM10 142V143H11ZM215 142H217V143H215ZM223 142V141H222ZM233 142V143H232ZM5 145L4 146H6L7 147V145H8V147L10 146L9 145V143L8 144H6L5 142H3ZM2 143V144H3ZM232 144V150H231V147H230V145ZM240 143V144H241ZM235 144V145H234ZM239 144V145H240ZM238 145V146H239ZM3 145H1V148L2 147H4ZM207 146V147H206ZM236 146V147H235ZM260 146H261V149H260ZM203 147V146H202ZM218 147V148H217ZM234 147V148H233ZM254 147V148H253ZM256 147H258V148H256ZM5 148V147H4ZM206 148V149H205ZM210 148V149H209ZM251 148H253L252 150H250ZM225 149V150H226ZM235 149V152L233 151ZM0 150H2V149H0ZM215 150V151H214ZM220 150V151H219ZM224 150V151H225ZM229 150H230V152H229ZM256 150V151H255ZM233 151V152H232ZM249 151H250V154H249ZM252 151V152H251ZM261 151V152H260ZM204 152L206 153V154H204ZM216 152H217V154H216ZM221 152V153H220ZM256 152H258V153H256ZM220 153V154H219ZM229 153V154H228ZM230 153H232V154H230ZM238 153V154H239ZM248 153V154H247ZM251 153H252V155L253 154H257V156L259 157H257V156H255V155H251ZM217 156H216V155ZM234 154H236V155H234ZM263 154V155H262ZM248 155H250V156H248ZM244 156H247V158L246 157H244ZM237 157V156H236ZM243 157V158H242ZM255 157V158H254ZM197 158V160H199ZM220 158V157H219ZM218 158V159H219ZM246 158V159H245ZM205 159H208V160H206L205 161ZM237 159V158H236ZM235 159V160H236ZM242 159V160H241ZM256 159V160H255ZM232 160V161H233ZM234 160V161H235ZM239 160H236V161H239ZM243 160H244V162H243ZM252 160V161H253ZM200 161V160H199ZM211 161H213L212 163H211ZM231 161V160H230ZM231 161V162H232ZM251 161V162H252ZM263 161V162H262ZM220 162H222V164L220 163ZM232 164H233V162H232ZM206 165V166H205ZM210 165V166H209ZM216 165V166H215ZM219 165V166H218ZM221 165V166H220ZM213 166H215V167H213ZM239 166V165H238ZM222 167V168H221ZM243 167V168H242ZM247 167V168H246ZM210 168H212V169H214V171L212 170V169H210ZM237 168L239 169V170H237ZM251 168V169H250ZM210 171H209V170ZM220 169L222 170V171H220ZM231 169H232V171H231ZM191 170V169H190ZM220 171L218 174H216L215 172L216 171ZM228 170H230V171H228ZM243 170H245V173H244V171ZM249 170V171H248ZM253 170V171H252ZM207 171H206V173H207ZM227 172V173H224V172ZM238 171V172H237ZM242 171V172H241ZM251 171H252V173H251ZM199 172H200V176L198 175L199 174ZM222 172V173H221ZM236 174H234V173ZM253 172H254V174H253ZM190 173V174H189ZM194 173V172H193ZM205 173V172H204ZM229 173V174H228ZM238 173V174H237ZM243 173V174H242ZM220 174V175H219ZM223 174V175H222ZM250 174H251V177H250ZM198 175V176H197ZM222 175V176H221ZM228 175V176H227ZM242 175V176H241ZM245 175V176H244ZM253 175V176H252ZM190 176H191V178H190ZM192 176H194V177H192ZM205 176V177H204ZM211 178H209V177ZM207 177H208V179H207ZM222 177V178H221ZM183 178V179H182ZM198 178V179H197ZM201 178H202V180H201ZM206 178V179H205ZM219 178V179H218ZM232 178V179H231ZM249 178V179H248ZM254 178V179H253ZM165 179V178H164ZM164 179H163V181H164ZM173 179H175V178H173ZM188 179V180H187ZM205 179V181H203ZM161 180H162V178H161ZM152 181V183H154V184H157V185H162V184H164V186H168L169 184L171 185V184H174V183H177L178 181H176V179H175V181L176 182H174L173 180H169V179H167L168 181H166V179H165V181L163 182V181ZM184 180V181H183ZM220 180V181H219ZM223 180V181H222ZM183 181V182H182ZM197 181V182H196ZM206 181H207V184H206ZM210 181V182H209ZM32 182V181H31ZM160 182V183H159ZM170 182V183H169ZM201 182V183H200ZM203 183H205V184H203ZM213 183V185H211V184ZM34 184H36V183H34ZM167 184V185H166ZM201 184V185H200ZM241 184V185H240ZM113 185V184H112ZM112 185H110V187H108V185H102L105 189H103V187H101L102 188V190H103V192H106V194H107V198H108V196L110 197L109 199H113V200H115L116 199V197H118L117 198V200H115L114 202L117 204L115 207V209H121V208H124L125 209V207H127V205H129L128 203L129 202H133V201H129V200H135V197H137V195H138V193H136V189H134V190H131L130 192L131 193H128L126 196L128 197L129 195V199H126L125 201H129V202H126L125 203V201H124V199L126 198V197H124V199H123V197H121L118 193V191H117V189H118V187L116 188V187H114V185L112 186ZM190 185V186H189ZM217 185V186H218ZM35 186H37V184L36 185H34V189H32L33 188V183H32V185H31V190L32 191H34L35 189H37L38 188V186L37 187H35ZM208 186H210L211 188H212V186H213V188L211 189L210 187H208ZM252 186H254V185H252ZM112 187V188H111ZM113 187L115 188V189H113ZM204 187H206V188H204ZM221 187V186H220ZM108 188H109V190H108ZM230 188V189H229ZM114 190V192H113V190ZM189 189H185V191H183V193L182 194H184V193H186V190H189ZM192 189H190V191L192 190ZM213 189V190H214ZM102 190H101V193H102ZM106 190V191H105ZM108 190V191H107ZM226 190V191H227ZM31 191V192H32ZM36 192H38V190H35ZM34 191V192H35ZM98 192H100L99 191V189L97 190ZM217 191H220L219 190V187L217 188ZM115 192L117 193V194H115ZM188 192V191H187ZM221 192H224L223 190L221 191ZM33 193V192H32ZM110 193V194H109ZM112 193V194H111ZM229 195H228V194ZM236 193V194H235ZM33 194H36V193H33ZM104 194V193H103ZM115 194V195H114ZM131 194H132V196L133 197H131ZM187 194V193H186ZM235 194V195H234ZM114 197H112V196ZM117 195H119V196H117ZM185 195V194H184ZM228 196V197H227ZM230 196V197H229ZM244 197V196H243ZM121 198L123 199V201H121ZM131 198H133V199H131ZM118 199H119V201H118ZM230 199V200H229ZM110 200V201H111ZM121 201V202H120ZM237 201H239V202H237ZM113 202V201H112ZM118 202H120V203H118ZM123 202V203H122ZM233 203V204H232ZM125 204H126V206H125ZM132 204V203H131ZM238 204V205H237ZM130 206V205H129ZM118 207V208H117ZM233 209H232V208ZM114 211V206H111V207H109V209H108V207H107V209H108V213H104V211H106L107 209H106V207L104 208L105 210L103 211V213L104 214H110V213H112V210ZM237 208V209H236ZM229 209V210H228ZM109 210H111V211H109ZM233 210L235 211V213L233 212ZM224 211V212H223ZM219 213V214H218ZM231 215V216H230ZM238 215H236V216H238ZM231 217V218H230ZM233 218H235V217H233ZM238 222H235V225H234V221L231 223V224H233L234 225V227H232L231 226V224L230 225H228V226H231L232 227V229H234V231H235V233H237L238 232V230L240 229V215L237 217V218H235ZM234 219V220H235ZM239 219V220H238ZM217 220H218V218H217ZM213 221V223L214 224H216V225H219V224H221L222 222H218V221ZM216 222H218V223H216ZM228 222H230V220L228 221ZM213 223H211V226L209 225V227L208 228H210L211 229V227H213ZM224 224V226L225 225H227V222L226 223H222V225ZM238 224V225H237ZM237 225V226H236ZM239 226V227H238ZM209 229V230H210ZM235 229H237V230H235ZM208 231V230H207ZM233 231V232H234ZM240 231V230H239ZM249 231H250V229H249ZM244 235H246V234H244ZM209 240V239H208ZM207 240V241H208ZM203 241V240H202ZM206 241V243L208 244H204V243H201V246H206V247H208L209 246V244H211V243H209L210 242V240L207 242ZM204 246V247H205ZM203 247V248H204ZM205 247V249H203L202 251L203 252H209V253H211L212 251L209 249V248H206ZM45 251V250H44ZM47 251V250H46ZM45 251V252H46ZM192 254L194 255V252H192ZM191 254V257L193 256ZM207 255H210V254H208L207 253ZM205 256H206V253H205ZM190 257V258H191ZM206 257H208V256H206ZM206 257H204L205 258V261H204V259L202 258V259H200V260H198V263L197 264H206ZM190 258H189V261H190ZM65 260V263H67V262H69L68 261V259L66 260V259H64ZM204 261V263H202ZM186 264H188V262L186 263Z\"/></svg>","mask_w":264,"mask_h":264}]
</instances>
